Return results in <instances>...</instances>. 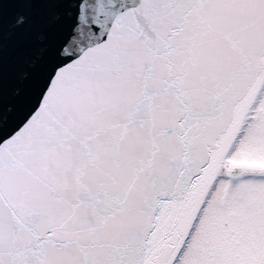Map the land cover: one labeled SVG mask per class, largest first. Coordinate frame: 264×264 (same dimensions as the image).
<instances>
[{
  "label": "snow or ice",
  "instance_id": "obj_1",
  "mask_svg": "<svg viewBox=\"0 0 264 264\" xmlns=\"http://www.w3.org/2000/svg\"><path fill=\"white\" fill-rule=\"evenodd\" d=\"M0 264H264V0H0Z\"/></svg>",
  "mask_w": 264,
  "mask_h": 264
}]
</instances>
